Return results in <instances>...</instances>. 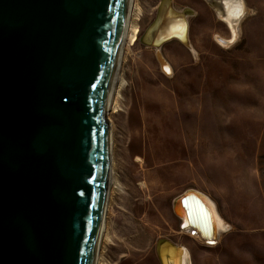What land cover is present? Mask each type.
Returning <instances> with one entry per match:
<instances>
[{
    "label": "rangeland",
    "instance_id": "1",
    "mask_svg": "<svg viewBox=\"0 0 264 264\" xmlns=\"http://www.w3.org/2000/svg\"><path fill=\"white\" fill-rule=\"evenodd\" d=\"M137 1L142 35L161 0ZM220 1L172 0L194 15L192 49H162L171 76L140 39L127 57L110 116L118 186L105 264H158L160 239L188 247L191 264H264V0H242L229 47L216 40L230 38ZM187 191L209 197L227 226L214 246L181 230L174 203Z\"/></svg>",
    "mask_w": 264,
    "mask_h": 264
},
{
    "label": "water",
    "instance_id": "2",
    "mask_svg": "<svg viewBox=\"0 0 264 264\" xmlns=\"http://www.w3.org/2000/svg\"><path fill=\"white\" fill-rule=\"evenodd\" d=\"M127 1L0 0V264H94L108 171L106 104ZM193 15L161 0L141 38L167 74L160 47L171 39L190 49L184 37ZM178 22L180 35L166 37ZM174 206L188 225L206 217L194 195ZM156 251L160 264H171L170 252L180 249L160 239Z\"/></svg>",
    "mask_w": 264,
    "mask_h": 264
},
{
    "label": "bare ground",
    "instance_id": "3",
    "mask_svg": "<svg viewBox=\"0 0 264 264\" xmlns=\"http://www.w3.org/2000/svg\"><path fill=\"white\" fill-rule=\"evenodd\" d=\"M225 2L220 3L223 5V12L222 14L224 15L221 16V14L218 13V16L221 17L223 22L226 24L228 29L230 30V38L229 40H223L216 38V40L226 46L229 47L230 45L234 44V42L237 40L238 37V25L241 22V20L244 18L246 14V9L244 6V2L242 0L239 1H231V0H224ZM172 2V0H171ZM173 4V2H172ZM174 7V6H173ZM175 8V7H174ZM221 8V9H222ZM176 9V8H175ZM177 10V9H176ZM182 11V10H181ZM218 11V10H217ZM144 16V11L141 5L138 3L137 0H128L127 1V8H126V14H125V20H124V25H123V31H122V36L117 52V57H116V63H115V68H114V74H113V79L108 95V100L106 104V118L108 115V171H107V182H106V190H105V198L103 202V211H102V218H101V225H100V230H99V237H98V242H97V248L95 252V258H94V264H105L104 262V256H103V249L104 246L106 245V242L108 240V215L111 210V199L114 191L117 189V178H116V171H115V159H114V153H113V147H114V135L112 134L113 131V124L112 120L110 119V116L112 114H115L119 110V98H120V93L124 85V65L127 60L128 55H131V49L134 45H136L138 39L143 37L145 32L141 35V29L139 22L141 21V17ZM239 16V18H236ZM156 17V15H155ZM191 17H188V23L189 19ZM219 18V17H218ZM155 19V18H154ZM154 21V20H153ZM152 21V23H153ZM151 23V24H152ZM150 26V25H149ZM148 26V27H149ZM147 27V28H148ZM182 27L181 23H174L172 24L169 28L166 29V37L168 36H179L181 33ZM235 34V35H234ZM141 36V38H140ZM172 38V37H171ZM185 40L189 41L190 44V50L192 49L191 46V40H190V23H189V33L187 34V37H184ZM178 39V38H176ZM184 40V39H183ZM179 42L177 40H171L169 39L168 41L164 42L161 45L160 52L163 56L162 49L167 46L168 44H171L172 42ZM180 43V42H179ZM142 44V43H141ZM182 44V43H181ZM147 47V46H145ZM152 48V47H150ZM154 49V48H153ZM156 52V49H154ZM158 51V50H157ZM164 58V56H163ZM165 59V58H164ZM168 64V68L170 69V74L164 73V75L171 76L173 74V68L169 65V63L166 61ZM160 66V65H159ZM161 68V66H160ZM162 70V68H161ZM187 195H194L196 196L200 202L204 205L206 209V217L205 216H200L199 215V220H198V225L191 226L187 224V221L185 219V216L181 218L177 217L178 219L181 220V229L184 234L189 235L193 238L199 239L201 242L207 244V245H214L217 244L219 236L221 234L225 233L227 230H223L224 228L227 229V226L223 219L220 217L217 208L215 204L211 201V199L197 191H187L184 193L183 196ZM190 202L189 204L191 205L192 200L189 199ZM175 205V203H174ZM175 208V206H174ZM178 214H182V211L180 209L176 210ZM175 213V212H174ZM191 213H193V209L191 208ZM184 214V213H183ZM176 215V214H175ZM221 222L223 224V228L221 226ZM183 225H186L183 226ZM210 241H212L210 243ZM158 242V241H157ZM177 248L180 249V252L178 254L175 253V251L170 252V259H171V264H191L190 261V256L184 247L178 246ZM162 253L166 251V247H162L161 249Z\"/></svg>",
    "mask_w": 264,
    "mask_h": 264
},
{
    "label": "crops",
    "instance_id": "4",
    "mask_svg": "<svg viewBox=\"0 0 264 264\" xmlns=\"http://www.w3.org/2000/svg\"><path fill=\"white\" fill-rule=\"evenodd\" d=\"M173 212H174V210H173ZM175 214V213H174ZM176 216V215H175ZM179 220V219H178ZM180 221V227H181V220H179ZM182 230V229H181ZM183 232V231H182ZM221 236H219V238H220ZM218 238V239H219ZM218 242V241H217ZM205 244V243H204ZM205 245H207V244H205ZM215 245V244H214ZM214 245H207V246H214ZM179 246H181V247H184L185 249H187V251H188V253H189V256H190V251H189V248L188 247H185V246H183V245H179ZM155 253H156V257H157V260H158V264H160V261H159V259H158V256H157V251H156V248H155Z\"/></svg>",
    "mask_w": 264,
    "mask_h": 264
},
{
    "label": "snow or ice",
    "instance_id": "5",
    "mask_svg": "<svg viewBox=\"0 0 264 264\" xmlns=\"http://www.w3.org/2000/svg\"><path fill=\"white\" fill-rule=\"evenodd\" d=\"M222 18H224V17H222ZM236 18H239V16H237ZM235 35V34H234ZM166 71H168L169 72V74H170V69H165ZM221 226H222V228H223V224H222V222H221ZM223 230H227L226 228H224ZM210 242H212V241H210Z\"/></svg>",
    "mask_w": 264,
    "mask_h": 264
}]
</instances>
